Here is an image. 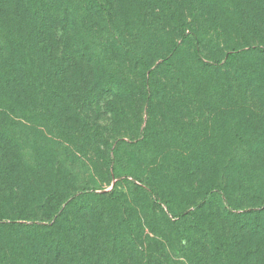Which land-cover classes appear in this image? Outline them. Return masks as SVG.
<instances>
[{"label":"trees","instance_id":"1","mask_svg":"<svg viewBox=\"0 0 264 264\" xmlns=\"http://www.w3.org/2000/svg\"><path fill=\"white\" fill-rule=\"evenodd\" d=\"M240 1L220 16L221 0H0V264H123L124 254L132 264H264L261 198L213 184L196 192L200 108L264 104V0ZM103 115L113 141L94 146L109 148L99 156L109 167L124 146L176 141L187 116L190 185L179 202L167 193L160 220L151 169L113 166L120 179L100 193L75 182L88 156L74 144L95 141ZM129 175L148 212L119 201Z\"/></svg>","mask_w":264,"mask_h":264},{"label":"rangeland","instance_id":"2","mask_svg":"<svg viewBox=\"0 0 264 264\" xmlns=\"http://www.w3.org/2000/svg\"><path fill=\"white\" fill-rule=\"evenodd\" d=\"M221 2L222 4L220 8H218V14L220 16H224L223 12L235 14L237 8L235 6H237L238 3L242 4L240 0H221ZM243 6L246 5L243 4ZM230 33L227 34L228 38L232 36ZM245 102V106L242 104L231 105L233 107L232 109L231 106L224 107L223 110L218 109L215 111L214 108L211 107L200 108L203 115L198 118L197 121L193 122V127L196 132L195 136L198 138L196 144L204 141L200 149L196 145V149L198 150L196 157L198 156L199 158V180L203 186L205 184V188L199 187L196 190L197 193L206 191L210 188L208 185L213 184L218 188L228 187L233 198L242 196L247 203L250 201L258 202L259 199L257 198H261L260 200L264 202V117L258 121L253 118L256 114L262 113V105L264 104L260 102ZM225 105H227V103H225ZM240 106H243V108L247 106V108L240 110L242 108ZM99 107H104L106 109L105 103L101 102L100 106L92 108V110L96 111ZM182 110L183 114H185L186 110ZM182 120L183 123L178 127L181 128V130L175 128L174 133H172V140L175 138L176 141H168L169 143L166 142L167 144L164 145L155 137L150 139L148 146L138 147L136 150L124 146L120 149L122 161L120 160L118 162L121 166L117 165L116 159V162L111 163L109 167L108 164H105V166L102 165V160L99 157L104 151L108 152L109 148L105 149L101 144V148L98 151V147L94 146V143L101 141L102 138L103 141L105 138L109 139L112 134L113 125L110 122L109 115H103L99 124L105 129H98L100 135L96 137V140L91 141L85 139L80 141L82 143L74 144L75 149L81 150L82 155L88 156L86 158L82 156L81 162L76 166L75 182H77L80 188H94L97 193H100L111 190L113 185L120 179L110 174L113 166H117V168L120 169L122 168L124 172L126 170L137 171L140 167L146 170L151 169L153 170L151 173L152 182L155 184V188L158 192V194L156 193L155 195L156 197L154 196V199H161L158 203L161 209L159 208V210L156 211V218L160 220V216L162 215L161 210L168 213L167 206L164 203L167 193H170L173 199L179 202L184 198L183 192L187 191L190 185L187 178L190 167L187 162V157L191 151L186 150L189 145L185 146L184 142L179 141L184 137V128H186L189 120L186 115ZM144 125L145 124H143L142 127H144ZM154 125L157 128L165 127L163 123H154ZM128 126L132 127L133 124L130 123ZM214 130L216 132H214ZM235 130L239 133V139L238 137L235 139L233 136ZM123 138H125V141L128 143L137 141L136 139L130 140L129 134H126ZM188 138H190V135ZM109 140L111 141V139ZM28 143L30 144V142ZM214 143H222L223 146ZM74 147L73 145L71 146L73 151ZM24 149L25 147H23V150ZM24 152L28 156L35 154L32 152L31 147H26ZM33 159L34 157H32V160ZM126 162L128 163L126 164ZM108 167L110 168L109 170ZM124 177L125 176L121 177L122 184L118 186V191H120L119 195L121 196L119 197V201L126 204V207L128 205L135 211H141L144 207L145 212H148L143 195L140 194L138 190L129 188L131 185H134V180H132L133 177L129 175L127 181ZM241 179L243 180L241 183L242 186L240 185ZM126 182H128V184ZM237 184L242 187V192H237ZM195 200H200V196L199 199L195 197ZM241 210L242 209L238 211ZM115 214L120 215V212L119 214ZM130 217L132 220L136 221V216L133 212H130ZM107 218L108 222L114 220L112 213H109ZM118 248L119 252H122L123 249L126 251V245H124V243L119 245ZM175 254L178 255L176 252ZM123 257V264H132V255L124 254Z\"/></svg>","mask_w":264,"mask_h":264}]
</instances>
